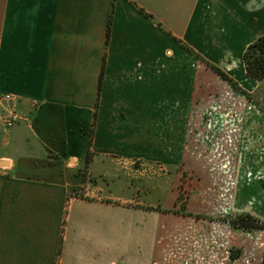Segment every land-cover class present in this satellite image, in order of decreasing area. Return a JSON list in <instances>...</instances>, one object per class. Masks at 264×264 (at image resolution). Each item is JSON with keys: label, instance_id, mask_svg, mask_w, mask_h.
<instances>
[{"label": "crops", "instance_id": "obj_1", "mask_svg": "<svg viewBox=\"0 0 264 264\" xmlns=\"http://www.w3.org/2000/svg\"><path fill=\"white\" fill-rule=\"evenodd\" d=\"M262 36L264 0H0V97L13 95L4 108L28 115L0 127V264H63L73 205L103 212L97 228L80 217L95 237L105 213L122 222L123 203L139 199L135 173L162 167L173 183L204 74L215 75L204 61L248 79L243 56ZM248 189L232 202L244 206L237 215L264 220V192L252 212ZM188 227L189 250L218 245ZM84 251L95 261L101 249ZM230 251L232 264L247 256ZM260 258L253 264L264 263V244Z\"/></svg>", "mask_w": 264, "mask_h": 264}, {"label": "rangeland", "instance_id": "obj_2", "mask_svg": "<svg viewBox=\"0 0 264 264\" xmlns=\"http://www.w3.org/2000/svg\"><path fill=\"white\" fill-rule=\"evenodd\" d=\"M223 71L237 83L238 89L216 74L218 78L204 74L199 99L203 107L190 125L187 162L185 167L174 170V182H166L168 176L158 166L135 173L133 180L140 188L139 199L123 203L122 222L119 216L115 217V212L105 213L106 227L102 223L101 232H96L98 237L91 234L94 231L90 232V226L80 217L89 216L94 220L91 225L97 228L98 222H95L103 217V212L98 213L92 205H73L69 215L75 221L66 224L65 236L69 242L65 245L68 253L60 257L63 264H232L227 258L232 247L247 253L244 260L235 264H253L256 258L261 259L263 230L235 229L217 219L244 212V206L232 202L235 198L237 203L243 199L242 188L246 182L250 189L245 196L252 203V212L260 208L254 203L264 192V125L256 123L264 121V82H255L246 76L245 80L236 78ZM252 86L256 88L249 93ZM150 178H155L153 191ZM174 198L178 209L174 208ZM245 214L264 224L257 214L246 211ZM169 215L202 220L189 223L202 229L204 246L215 245L214 240L218 245L212 250L205 247L196 251L193 246L189 250L185 241L188 236L185 234L191 230L189 223L170 220ZM88 247L101 249L95 261L93 253L84 251Z\"/></svg>", "mask_w": 264, "mask_h": 264}, {"label": "trees", "instance_id": "obj_3", "mask_svg": "<svg viewBox=\"0 0 264 264\" xmlns=\"http://www.w3.org/2000/svg\"><path fill=\"white\" fill-rule=\"evenodd\" d=\"M204 63L216 75L221 77L223 80L227 81L233 89L235 90L238 89L237 83L233 79H231L222 69L205 61ZM243 64L248 78H250L255 82H260V83L264 82V36L258 38L255 42L251 43L247 47L243 56ZM90 159H91V155H89L88 157V162L90 161ZM212 220L214 219L212 218ZM217 220H221V222H224L235 229H242L248 231H255V230L264 231V224L261 223L255 217H253L251 214H241L238 216H234V217L232 216L229 218H223ZM230 254H231V258L235 260L239 258L241 253L238 250H231Z\"/></svg>", "mask_w": 264, "mask_h": 264}, {"label": "built area", "instance_id": "obj_4", "mask_svg": "<svg viewBox=\"0 0 264 264\" xmlns=\"http://www.w3.org/2000/svg\"><path fill=\"white\" fill-rule=\"evenodd\" d=\"M14 101L15 97L13 95L0 97V127L6 130H10L28 119V115L25 112H10L4 108V105L13 103Z\"/></svg>", "mask_w": 264, "mask_h": 264}]
</instances>
